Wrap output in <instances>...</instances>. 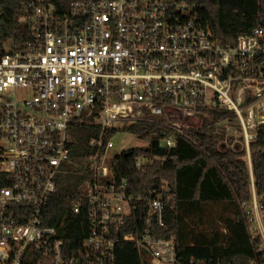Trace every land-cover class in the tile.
<instances>
[{"label":"built area","instance_id":"1","mask_svg":"<svg viewBox=\"0 0 264 264\" xmlns=\"http://www.w3.org/2000/svg\"><path fill=\"white\" fill-rule=\"evenodd\" d=\"M22 6L27 32L0 34V264H116L121 241L136 245L143 264H177L175 239L155 233L166 228L161 191L147 200L145 233L120 237L135 206L112 160L131 149L116 151L114 139L127 133H106L154 123L169 130L166 152L179 136L207 132L250 155L264 126V29L224 46L204 26L202 5L178 0H84L65 12L53 0ZM82 125L101 133L89 141L94 154L73 209L87 219L76 251L63 238L66 223L46 221ZM163 159L144 154L136 167ZM247 209L264 250L254 187Z\"/></svg>","mask_w":264,"mask_h":264},{"label":"trees","instance_id":"2","mask_svg":"<svg viewBox=\"0 0 264 264\" xmlns=\"http://www.w3.org/2000/svg\"><path fill=\"white\" fill-rule=\"evenodd\" d=\"M65 12L72 2L84 0H53ZM202 5L200 17L204 26L224 46H235L241 35L264 29V0H178ZM23 0H0L3 15L1 36L18 39L27 29L19 22ZM135 136L147 143L131 149L112 160V169L120 181H128V194L135 208L119 235L137 237L147 230L148 198L157 190L164 194L167 204L166 228L155 227L159 238H174L177 264H264L261 239L254 234L248 207L253 202V187L264 208V126L251 146V153L222 148L224 137L199 132L191 137L177 138L170 152L161 147L169 130L162 125L142 123L109 130L106 140L117 132ZM66 173L58 178L59 189L48 209V225L66 223L67 247L79 250L87 235L84 211L73 209L82 195L87 180L89 157L94 154L89 141L98 138L97 126H78ZM147 154L166 159L138 169L136 158ZM164 187H166L164 189ZM116 264H143L135 244L121 241L116 247Z\"/></svg>","mask_w":264,"mask_h":264},{"label":"rangeland","instance_id":"3","mask_svg":"<svg viewBox=\"0 0 264 264\" xmlns=\"http://www.w3.org/2000/svg\"><path fill=\"white\" fill-rule=\"evenodd\" d=\"M114 143L116 146V151L118 152H121L122 150H126V149H132V148L144 146L143 142L139 141L135 136L128 134H120L118 137L114 139ZM261 214H264V211H261Z\"/></svg>","mask_w":264,"mask_h":264},{"label":"water","instance_id":"4","mask_svg":"<svg viewBox=\"0 0 264 264\" xmlns=\"http://www.w3.org/2000/svg\"><path fill=\"white\" fill-rule=\"evenodd\" d=\"M130 153H127L126 155H129Z\"/></svg>","mask_w":264,"mask_h":264}]
</instances>
